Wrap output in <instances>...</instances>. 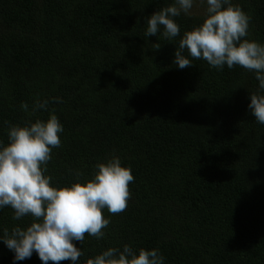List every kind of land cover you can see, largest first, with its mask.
Returning <instances> with one entry per match:
<instances>
[{
  "label": "trees",
  "instance_id": "16d2710c",
  "mask_svg": "<svg viewBox=\"0 0 264 264\" xmlns=\"http://www.w3.org/2000/svg\"><path fill=\"white\" fill-rule=\"evenodd\" d=\"M172 3L0 0V141L11 125L55 114L64 131L46 165L53 186L90 180L113 155L134 177L125 210L102 211L105 236L74 242L78 264L126 244L158 249L164 264H264V124L247 109L258 81L191 57L177 68L175 48L204 14L174 18L171 40L146 37V18ZM232 3L250 17L245 39L264 44V0ZM31 222L0 209V235ZM0 264H13L3 242ZM16 264L42 262L34 252Z\"/></svg>",
  "mask_w": 264,
  "mask_h": 264
},
{
  "label": "clouds",
  "instance_id": "9594fccd",
  "mask_svg": "<svg viewBox=\"0 0 264 264\" xmlns=\"http://www.w3.org/2000/svg\"><path fill=\"white\" fill-rule=\"evenodd\" d=\"M197 5L206 6L203 22L184 32L175 48L173 63L185 69L192 66L191 57L203 59L217 70L226 65L252 72L258 89L249 93L247 109L258 123L264 124V44L245 39L250 17L232 0H173L146 18L145 36L159 33L169 40L175 38L180 26L174 18L192 15ZM48 103L47 99L37 100L32 111L47 110ZM21 108L27 112L28 104L22 103ZM63 131L58 117L50 114L46 121L11 125L7 132L9 143L0 141V209L11 207L14 220L32 217L26 228L4 229L0 235V242L13 253V264L31 258L34 252L42 264L65 260L78 264L83 250L74 242H82L85 233L103 238L102 229L110 220L102 211L115 214L127 206L128 186L134 177L115 155L97 163L93 177L86 182L64 187L51 184V176L45 174L46 165L52 159V149L61 145L58 134ZM86 264H164V257L158 249L141 248L137 255L126 244L122 250L110 247L87 259Z\"/></svg>",
  "mask_w": 264,
  "mask_h": 264
},
{
  "label": "rangeland",
  "instance_id": "374dc122",
  "mask_svg": "<svg viewBox=\"0 0 264 264\" xmlns=\"http://www.w3.org/2000/svg\"><path fill=\"white\" fill-rule=\"evenodd\" d=\"M205 7L206 6H203V5H197L196 7H194L192 15H202V14H204Z\"/></svg>",
  "mask_w": 264,
  "mask_h": 264
}]
</instances>
